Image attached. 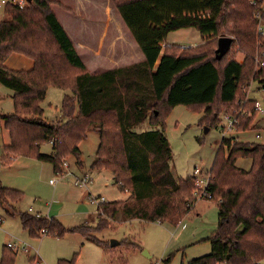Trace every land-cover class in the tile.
I'll use <instances>...</instances> for the list:
<instances>
[{
	"label": "trees",
	"instance_id": "1",
	"mask_svg": "<svg viewBox=\"0 0 264 264\" xmlns=\"http://www.w3.org/2000/svg\"><path fill=\"white\" fill-rule=\"evenodd\" d=\"M28 2L23 9L7 5V18L0 24V84L15 93L14 114L4 118L11 139L4 164L11 165L18 157L33 158L61 172L69 158L80 162L81 143L90 131H96L100 145L91 170L109 171L118 189L129 197L100 204L95 228L66 229L56 219L10 213L7 206L14 210L24 193L1 182L0 208L9 216L18 215L31 237L40 238L43 231L58 238L80 234L106 248L96 234L112 222L138 220L177 228L194 210L195 179L159 177L148 166L151 159L146 153L156 151L157 144L147 145L148 140L158 138L159 150L162 145L171 158L166 120L177 107L204 113L202 127L218 128L220 115L233 110L237 133L255 129L257 102L249 99V92L254 82L264 88V68L256 61L258 57L264 60V35L259 34L256 18L261 8L252 6L251 0H113L145 61L94 76L53 12L54 3ZM185 29H196L204 44L197 48L167 44L171 33ZM225 34L235 38L232 47L244 56L243 63L233 57V51L217 60L218 41ZM14 54L33 60L34 69H8L5 63ZM51 87L72 94L64 98L65 121L58 124L43 120L42 104ZM144 124L152 130L137 132ZM46 143H53L52 154L42 153ZM135 145L143 159L139 163L133 161ZM241 159L252 161L249 170L238 166ZM211 175L208 192L217 203L219 219L216 232L203 242L210 243L212 252L189 264H264V144L223 138ZM169 184L172 190L165 191ZM15 255L5 248L0 264H14ZM58 264H77V255Z\"/></svg>",
	"mask_w": 264,
	"mask_h": 264
},
{
	"label": "rangeland",
	"instance_id": "2",
	"mask_svg": "<svg viewBox=\"0 0 264 264\" xmlns=\"http://www.w3.org/2000/svg\"><path fill=\"white\" fill-rule=\"evenodd\" d=\"M69 6L72 8L74 4ZM0 18L3 20L7 18L4 9H0ZM224 37L235 41L230 34H225ZM168 41L184 48H197L202 46L205 40L196 29H185L171 33ZM231 51H233V57L243 63L244 56L238 53L239 49L232 47ZM14 94L12 90L0 84V182L4 187L24 193V197L17 205V210L33 216L35 213L42 212L46 218L56 219L66 229L81 226L97 227L100 221L97 215L99 199L113 202L128 197V194L118 189L113 174L109 171L94 173L88 189H80L75 185L74 175L68 174L62 177L54 172L51 164H44L33 158H14L13 167H10L12 169H9L11 165L4 164L3 159L6 156L4 145L8 144L10 139L4 118L14 114ZM66 95L72 94L54 87L49 88L46 100L42 104L45 122L58 124L65 121L62 115V104ZM249 99L258 102L264 110L262 85L257 82L252 84ZM232 111L223 112L220 115L221 123L216 128L200 125L204 113H195L186 107L174 108L166 120L165 130V137L171 148V158L162 145L159 150L158 138L150 139L147 145L152 143L157 146L154 147L156 151L152 149L146 152L148 159H151L148 166L151 170L155 169L159 177L166 180L175 177L186 180L194 175L196 168L211 172L224 136L228 139H238L243 143L263 145L264 115L260 113L255 121L254 130L241 134L223 133L226 124L224 114L232 113ZM151 130V127L143 126L137 132L145 133ZM98 145V135L91 132L88 139L80 145L81 161H84L87 166L86 172H90ZM41 151L52 154L53 147L50 143H46L42 145ZM68 161L73 171L78 160L76 157H71ZM65 163L68 165L67 161ZM251 165V160L238 161V166L245 170H249ZM72 171L69 172L73 174ZM53 180L56 181L55 185L51 184ZM195 205L196 210L186 221L185 238L180 241L179 235L177 236L178 230L169 225L138 220L127 223L118 221L112 222L109 228L96 234L100 241L107 244V248L86 242L80 234H67L58 238L46 236L48 233L44 234L43 231L39 235L40 238L31 237L23 229L18 215L8 218L7 213L4 214L3 209L0 208V218L4 219V222L0 224V259L4 249L11 244L18 248L17 252L11 250L16 254L14 264H58L59 259H72L75 255H77V264H166V260L172 255L174 257L171 264H189L191 261L210 255L212 248L209 242H203L201 239V242L195 245H188L191 241L187 236L194 235L195 238L210 236L216 228L218 219L217 203L213 200H199ZM31 208L34 211L32 214L29 212ZM7 209L10 213L14 212L10 206H7ZM87 221L90 223L85 224ZM112 241L119 242L120 245L112 247ZM129 244H135L137 247ZM182 244L184 248L181 249Z\"/></svg>",
	"mask_w": 264,
	"mask_h": 264
},
{
	"label": "crops",
	"instance_id": "3",
	"mask_svg": "<svg viewBox=\"0 0 264 264\" xmlns=\"http://www.w3.org/2000/svg\"><path fill=\"white\" fill-rule=\"evenodd\" d=\"M51 1L54 3L52 5L53 12L55 13L59 22L62 24L68 36L72 40L81 60L83 61L86 68L88 69V72L91 75L100 76L107 72L124 69L130 66L140 65L145 61L144 54L142 53L140 47L138 46L132 34L128 30L123 19L117 12L112 0H51ZM72 3L74 4V7L71 8L69 5ZM2 21L4 20L0 18V24ZM167 44L172 45L174 43L167 41ZM5 66L8 69L17 71V72H30L34 69L35 62L23 55L14 54L6 61ZM118 100L121 102L120 98ZM125 108H126L125 111H127L128 107H125ZM143 126L150 127L147 124H144ZM90 132L97 134L96 131H90ZM89 134H88V137H89ZM98 138H99V145H100L99 135H98ZM10 143H11V139H9L8 144H5L4 146L6 147L10 145ZM50 144L53 147V143H50ZM99 145H98V148H99ZM134 148H135L134 151H135L136 158L133 161L137 163L142 162L143 159L140 157V155H138V152L140 151L138 149V145H135ZM95 158H96V155L94 157L92 165L95 161ZM67 162L69 165V171L70 170L72 171L71 164L69 163L68 160ZM44 164H47V163H44ZM12 165L13 164L9 166V169H12L10 168V167H13ZM92 165L90 166V172H86L85 168H87V166L84 163V161L80 160V162H76V167H74V170L72 171L73 172L72 175H74L75 179H78L84 176H89L92 179L93 174L98 172V171L91 170ZM53 170H54V167H53ZM102 172H98V173H102ZM193 176L194 175H192V177ZM113 179L115 182L114 176H113ZM175 180L178 181L181 179L175 177ZM142 187L143 186L140 185V188ZM163 189H165V191L172 190L170 184L168 186H164ZM127 196L129 197V195ZM128 197H126V199ZM124 200H117V201H124ZM117 201H113V202H117ZM17 205L18 203L13 206L14 211H16L17 214H21L22 212L17 210ZM196 205L192 212L196 210ZM7 210H3L4 214L7 213ZM29 212L31 214L34 213L32 208L30 209ZM191 213L188 216H186L183 222H181L179 226L176 228V231L178 230L177 236L179 235V241L185 238V231L187 227L186 221L189 220L188 218L192 215ZM97 215L99 216L98 208H97ZM6 216L8 218H12V216H9L8 213L6 214ZM35 216L36 217H41V216L46 217L42 212L35 213ZM217 217L219 219L218 208H217ZM218 219H217L216 228L213 234L217 230ZM88 223L90 222L88 221L85 222V224H88ZM213 234H211L210 236H207L206 238L205 237L195 238L194 235L187 236L188 240L191 241V244H188V245H195V243L204 241L208 239L209 237H211ZM86 242H89V241L86 240ZM180 248L181 249L184 248L183 244L180 246ZM149 258L151 257L149 256ZM61 259H64V258H61ZM0 263H1V259H0Z\"/></svg>",
	"mask_w": 264,
	"mask_h": 264
},
{
	"label": "built area",
	"instance_id": "4",
	"mask_svg": "<svg viewBox=\"0 0 264 264\" xmlns=\"http://www.w3.org/2000/svg\"><path fill=\"white\" fill-rule=\"evenodd\" d=\"M130 1V0H128ZM14 5L16 7H20L21 9L25 8L26 6L29 5L28 0H0V9H4L7 5ZM251 5L255 6V7H260L261 11H259L256 14V18L259 21V34L260 35H264V25L262 23V17L264 15V0H251ZM264 56V55H263ZM258 65L260 66V68H264V60H262L261 58H257L256 59ZM256 110L258 111V113L264 115V110L262 109V107L260 106V104L257 102L256 104ZM224 121H225V127H224V134H231V133H237V126H238V120L237 118L230 113H226L224 114ZM228 136V135H227ZM258 137H260V135H258ZM224 138H227L224 136ZM63 170L61 172H57L58 175L65 177L68 174L72 175L69 172V168L67 163H64L63 165ZM194 179H195V183H194V192H193V197L194 199L198 202L199 200H213L211 194L208 192V187L209 184L212 180V175L211 172H204L203 170H201L200 168H196L195 172H194ZM92 183V179L89 176H84L83 178H78L76 179V183L75 185L77 187H79L80 189H88V186ZM52 185L56 184V181H51ZM100 202L98 203V208L100 204L103 203H107L104 199H99ZM196 202V203H197ZM4 222L3 218H0V224H2ZM46 233V231H44V234ZM8 248L10 250H12L13 252H17L18 248H16L13 245H9Z\"/></svg>",
	"mask_w": 264,
	"mask_h": 264
},
{
	"label": "water",
	"instance_id": "5",
	"mask_svg": "<svg viewBox=\"0 0 264 264\" xmlns=\"http://www.w3.org/2000/svg\"><path fill=\"white\" fill-rule=\"evenodd\" d=\"M234 40L232 38L224 37L218 41V50L216 51V58L221 61L225 56H227L232 48ZM120 245L119 242L112 241L111 246L116 247ZM148 255V253H146Z\"/></svg>",
	"mask_w": 264,
	"mask_h": 264
}]
</instances>
